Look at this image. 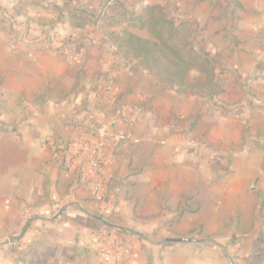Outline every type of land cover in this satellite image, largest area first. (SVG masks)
<instances>
[{
	"label": "crops",
	"instance_id": "0c3cea01",
	"mask_svg": "<svg viewBox=\"0 0 264 264\" xmlns=\"http://www.w3.org/2000/svg\"><path fill=\"white\" fill-rule=\"evenodd\" d=\"M3 48L0 264H264V108L211 116L172 89L154 99L146 70L105 53L71 75ZM84 140L101 147L73 162Z\"/></svg>",
	"mask_w": 264,
	"mask_h": 264
},
{
	"label": "rangeland",
	"instance_id": "374dc122",
	"mask_svg": "<svg viewBox=\"0 0 264 264\" xmlns=\"http://www.w3.org/2000/svg\"><path fill=\"white\" fill-rule=\"evenodd\" d=\"M158 6L214 65L213 78L192 70L184 94L201 84L203 93L192 97L199 98V107L209 105L211 116L215 111L230 114L264 108V1L254 5L250 0H0V72L10 65L3 58L7 44L41 49L50 70L58 65L72 70L71 75H76V61L85 55L100 62L106 54L113 65L144 69L119 46L127 33L153 40L143 19L148 8ZM155 83L161 88L157 90ZM152 87L154 94L158 92L154 99L166 98L170 89H176L155 77ZM247 119L242 117V122Z\"/></svg>",
	"mask_w": 264,
	"mask_h": 264
},
{
	"label": "trees",
	"instance_id": "16d2710c",
	"mask_svg": "<svg viewBox=\"0 0 264 264\" xmlns=\"http://www.w3.org/2000/svg\"><path fill=\"white\" fill-rule=\"evenodd\" d=\"M143 20L144 25L151 30L153 40L127 33L119 50L140 62L152 77L175 87L179 91L175 89L176 92L183 95H186L183 87L189 85L188 76L192 70L215 77L213 62L203 50L195 48L192 38H187L179 31L180 25L176 24L163 7L148 8ZM201 93V84L193 85L191 93L186 96Z\"/></svg>",
	"mask_w": 264,
	"mask_h": 264
},
{
	"label": "built area",
	"instance_id": "2783aa9c",
	"mask_svg": "<svg viewBox=\"0 0 264 264\" xmlns=\"http://www.w3.org/2000/svg\"><path fill=\"white\" fill-rule=\"evenodd\" d=\"M106 99L108 102H112L115 100L116 98V89L114 86V83L112 81H110L106 87ZM76 154L74 155V159L73 162H76L79 158H81L83 156L84 151L87 148H94L96 150H98L101 145H92V143L89 140H84V141H80V142H76ZM102 160L98 155H94L90 158L89 160V173L90 174H95L100 176V180H97L94 184L93 190L95 193L100 194L102 192L103 189V180H102ZM108 244L110 246H114V241L113 240H109Z\"/></svg>",
	"mask_w": 264,
	"mask_h": 264
},
{
	"label": "water",
	"instance_id": "95a60500",
	"mask_svg": "<svg viewBox=\"0 0 264 264\" xmlns=\"http://www.w3.org/2000/svg\"><path fill=\"white\" fill-rule=\"evenodd\" d=\"M31 222H32V221H29V223H28V224L26 225V227L24 228V230H23V232H22V236L24 235V233H25L27 227L29 226V224H30ZM175 241H176V240H175ZM177 241L182 242V241H187V240H177Z\"/></svg>",
	"mask_w": 264,
	"mask_h": 264
}]
</instances>
